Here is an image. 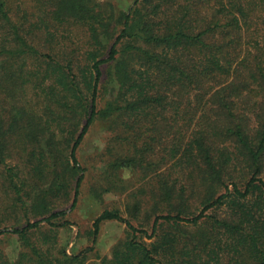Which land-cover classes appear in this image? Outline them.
Segmentation results:
<instances>
[{"label":"trees","instance_id":"1","mask_svg":"<svg viewBox=\"0 0 264 264\" xmlns=\"http://www.w3.org/2000/svg\"><path fill=\"white\" fill-rule=\"evenodd\" d=\"M95 123L102 192L131 171L128 210L149 221L104 210L70 255L55 210L77 205ZM0 167L4 211L34 220L0 219L18 245L0 264H264V0H0ZM107 221L125 233L100 257Z\"/></svg>","mask_w":264,"mask_h":264},{"label":"rangeland","instance_id":"2","mask_svg":"<svg viewBox=\"0 0 264 264\" xmlns=\"http://www.w3.org/2000/svg\"><path fill=\"white\" fill-rule=\"evenodd\" d=\"M102 4H111L115 9L127 11L134 0H97ZM105 132L100 128L98 123L92 125L84 138V141L77 153L78 160L86 167L85 179L82 182L80 194L78 196L77 205L74 209L71 207L73 194H70L68 200L59 201L55 211H62L64 215L54 220L56 224L69 223V225L59 228L58 238L62 246L65 247L68 254H75L91 247V237L89 231L92 229V224L95 218L98 217L104 210H118L123 218L129 219L135 226L140 223H148V218L145 215L146 210L142 208L138 215L132 217L130 211L133 207V199L130 194L135 189H138L140 184L137 181V176L133 175L129 170H123L119 176L125 183H119L120 186L115 187L109 193H103L104 181L102 174L104 172V161L100 153L104 145ZM18 155V154H17ZM13 156L7 160L10 166H17L22 172L26 166L22 165L20 156ZM22 157H25L22 155ZM0 167V171H1ZM2 180L0 179V219L11 217L7 227L20 228L25 225L27 220L33 222V215L25 214L20 209L12 210L13 207L4 211V208L9 204L8 198L12 199L13 194L9 192L4 194ZM122 185V186H121ZM6 186V185H5ZM7 187V186H6ZM8 188V187H7ZM95 191V192H94ZM137 216V217H136ZM32 219V220H31ZM144 225V226H145ZM147 228V226H145ZM125 226L116 221L103 222L100 226V231L96 240V253L100 257H109L112 247L124 237ZM15 239V238H14ZM0 249L7 253L10 257L15 258L18 251V245L13 239L0 243ZM95 252L88 254V263L96 262Z\"/></svg>","mask_w":264,"mask_h":264}]
</instances>
